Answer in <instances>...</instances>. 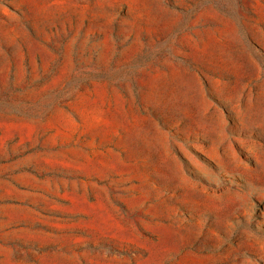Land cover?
Listing matches in <instances>:
<instances>
[{
  "label": "rangeland",
  "instance_id": "1",
  "mask_svg": "<svg viewBox=\"0 0 264 264\" xmlns=\"http://www.w3.org/2000/svg\"><path fill=\"white\" fill-rule=\"evenodd\" d=\"M0 264H264V0H0Z\"/></svg>",
  "mask_w": 264,
  "mask_h": 264
}]
</instances>
